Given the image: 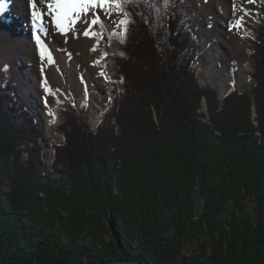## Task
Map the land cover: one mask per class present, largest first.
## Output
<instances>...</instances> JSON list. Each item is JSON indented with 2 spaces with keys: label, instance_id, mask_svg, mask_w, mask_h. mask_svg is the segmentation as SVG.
Masks as SVG:
<instances>
[{
  "label": "trees",
  "instance_id": "trees-1",
  "mask_svg": "<svg viewBox=\"0 0 264 264\" xmlns=\"http://www.w3.org/2000/svg\"><path fill=\"white\" fill-rule=\"evenodd\" d=\"M182 6V0H129L123 6L129 14L126 35L113 36L104 29V64L122 75L123 90L109 88L111 104L94 132L87 124L85 101L80 109L70 105V110H55L52 125L64 137L53 144L57 172L42 176L40 149H29L30 158L24 160L22 146L37 137L39 128L4 73L0 178L5 175L9 182L6 195L13 209L0 213V264H83L80 256L86 252L97 259L94 264H158L154 258L163 255L160 246L184 236V218L194 216L196 197L205 201L201 228H216L214 222L222 214L229 216V230L218 229L229 252L216 251L214 231L206 245L196 243L202 253L205 246L211 253L204 264H234V254L243 261L250 258L242 249L239 254L230 248L231 239L241 241L247 231H252L249 238L264 243V17L249 22L245 38L253 86L229 88L220 109L215 86L202 84L192 67L197 38L186 27ZM203 98L208 114L202 110ZM252 103L258 113L256 126ZM39 191L46 194L49 207L41 218ZM2 195L0 190L1 208ZM251 197L257 200L256 211L248 215L244 206ZM171 207L177 212L170 215ZM103 224L108 243L99 231ZM33 229L42 239L38 247L14 246L18 234L30 240ZM87 229L96 242L81 241ZM144 243L155 245V251L144 254Z\"/></svg>",
  "mask_w": 264,
  "mask_h": 264
},
{
  "label": "rangeland",
  "instance_id": "rangeland-1",
  "mask_svg": "<svg viewBox=\"0 0 264 264\" xmlns=\"http://www.w3.org/2000/svg\"><path fill=\"white\" fill-rule=\"evenodd\" d=\"M184 3V7L182 6L183 13L185 14L187 18V23L186 27L189 28L191 31V35L195 34L196 38L195 41H197L198 49H197V56L192 62V67H194V70L197 74L198 80L203 84V83H211L213 86L216 88V93L218 97V104L221 109L222 105V100L227 92V90L231 87H235L238 89H243V87L250 88L253 86V78H251V72L253 70V61L250 56V48L247 45V42L245 40L247 36V29L249 27V22H258L259 20H262L264 17V0H257L256 1V9L253 10L252 12H249L250 14L244 15V16H233L229 20H227V17H222V20L220 21L217 25V28H225L228 26V24H234V23H239L241 25V31L239 32V46L236 47L235 52L228 51L226 45L223 43H218L216 39L212 36V31L213 29H210L211 26L210 23H214L212 19L208 20V24L206 23V19L203 18V14L206 8L210 7V0H182ZM215 10V9H213ZM99 12L101 13L100 19L104 23V27H94L91 28L90 31L93 33L99 32L102 33L103 36H89L92 41H96V55H95V62L99 61L98 63L94 64L93 70L96 71L97 74L100 75H93L94 80L89 81V80H80L81 85L77 88L74 87V85L71 82L70 79V67L67 66L64 69L60 71L61 73V82H59L58 90H59V97H55V95H51L49 91L45 94L41 95L42 99V109L44 110V113H42L41 107L36 106L34 103H30V101L27 99L25 89L22 87V83H20V80L18 79L17 76V69L13 61L11 60H6L2 63H0V86L3 84L5 81V76L2 72V69L5 68V74L11 79L13 83V87L16 89L15 94L17 95L18 101L21 102V105L27 107L28 110H30L33 113L34 118L36 119L35 123L38 128H39V134H37V137L31 142L30 140L26 141V145L22 146V148H25V151L23 152L22 156L24 160H27L30 158V151L29 149H40V163H41V170H42V176H45L46 174L52 173L54 170L57 172L60 170L56 169L53 167L52 161L54 159V151H53V144L54 143H62L64 141L63 134L58 131L56 128L53 127L52 122H50V125L55 131L54 133L52 132L51 134H48L45 130L46 128V120L50 119L52 121V118L54 120L55 118V110L56 109H62V110H70V105L71 106H76L77 109H80V104L85 101L87 106V124H89V129L90 131L94 132L99 125L98 122V116L103 114V111L105 110V107H108L111 104L112 98L111 95L109 94V88H117L119 90H123V86L121 84L122 82V75L120 73H114L113 66L110 64H104V61L106 57H104L105 53V44L102 42V38L104 37V29L108 31V33H113L116 32L119 36L121 33H124V26L121 28H116L113 23H111L108 19L105 18L103 15V12L101 9H89L87 13V19H91L93 12ZM110 11L113 14V18L116 19L117 21L119 19H127V17H123L122 15H116V9L115 7L111 8ZM5 12H3L1 15H3ZM29 15V14H28ZM243 17V20H242ZM32 18V17H31ZM29 19V21L31 20ZM55 18L54 14H51L50 19L51 21ZM5 22L8 23H13V18H6L5 16ZM46 20V18L44 19ZM46 22V21H45ZM51 23V22H50ZM228 23V24H227ZM88 25L81 23V24H74L70 27V31L72 32V35H76L78 33H81V38H86L82 33L85 28H87ZM220 26V27H219ZM216 28V27H215ZM49 28L46 23L45 29L41 26L40 31L46 35L49 32ZM211 31V32H210ZM188 35V34H187ZM88 37V38H89ZM189 37V35H188ZM136 41L137 36L135 37ZM33 39V37H32ZM78 39H71L70 38H63V43L67 44L70 48H72L71 58L75 57V47L73 46L75 44V41H78ZM105 40V39H104ZM133 42V40H131ZM78 43V42H77ZM218 43V44H217ZM226 49V50H225ZM226 55V57H225ZM214 60V61H213ZM229 60V61H228ZM216 61V65H215ZM136 64L137 62L133 61V64ZM242 63V65L248 64V68L246 70V74L242 75L241 73H238L237 70V64ZM23 65V64H22ZM22 65L18 64L17 67H23ZM132 65V62H131ZM232 66V67H231ZM38 67V66H37ZM213 68L217 71L221 72L222 75H226L229 77V84L223 92V94L219 91V83L218 79L216 76L209 74V71H211ZM104 70H108L109 73L107 76L103 77L101 76V73H103ZM35 73V72H34ZM36 74V73H35ZM95 74V73H94ZM42 71L38 73V76H35L34 79L37 81L41 80L42 82ZM224 76V77H226ZM61 83V85H60ZM117 83V84H116ZM24 84V83H23ZM252 85V86H251ZM43 90H45V87H42ZM61 92V93H60ZM9 93V107H13L15 104L12 101L13 94L12 91L7 92ZM43 93V91H42ZM61 96V97H60ZM39 98V97H38ZM62 98V99H61ZM14 100V98H13ZM54 106V107H53ZM40 109V111H39ZM202 110L208 114V109H207V103L205 98L202 100ZM252 122L256 126L257 125V120L256 117L258 115L256 111L255 104L252 103ZM20 114V111H19ZM54 114V115H53ZM206 121L204 118L203 121ZM116 130H118L116 128ZM257 136L260 137V133L258 131L255 132ZM35 152V150H34ZM2 178H0V190L2 191L3 195L1 198L2 201V206H0V213L3 212H11V209H13L10 205V203L7 201V192L9 190V182L6 183L5 181V175H1ZM1 181H3V185H1ZM64 182H67V179H64ZM67 183L65 187H69ZM47 196L43 192L39 191V197L37 199V202L39 204L38 208L41 207V211L38 212L37 216L40 215V213L47 214L49 211L48 203L46 204ZM193 201L197 205V210L194 212V216L192 219H187L184 218V224H185V230L183 232V237H179L178 235V240L176 241L175 239L173 240V243H170V245H163L160 246L161 248V254H163L160 258L155 257L154 261H156L158 264H187L189 262H193L198 264L202 262L204 264V259L209 258L211 253L208 251V246H205L203 251L205 253H202V250L197 249L196 243L200 241H204L203 244L206 245L209 240H211L209 237L210 235L214 234V238L217 239L219 237L218 233L219 231L223 228L228 229V223H229V216L228 213H224L220 216L219 222H214L216 225V228H213L211 226V231L207 228V225H202L203 228L199 224H201V214L202 210L204 207V198L203 197H196L193 199ZM256 198L251 197V199L245 201V211L248 215L253 214L256 211ZM3 209V210H2ZM170 212L169 214L171 215L172 212H177V210H174L172 207L171 209H168ZM168 212V211H167ZM63 214H67V210H63ZM40 217V216H39ZM187 217V215L185 216ZM256 217V216H255ZM41 218V217H40ZM39 218V219H40ZM116 220V219H115ZM258 220V219H257ZM118 221V220H117ZM189 221V222H188ZM252 221L256 222V218H252ZM105 223V222H103ZM203 224V223H202ZM112 225L115 227L116 224H114V221L112 222ZM105 224H103V228L99 229L100 233L102 236L105 238L106 242L108 243L109 240H111L110 235H106V231L104 228ZM221 226V228H220ZM210 228V227H209ZM215 229V230H214ZM219 229V231H218ZM261 229V228H260ZM33 236L30 238V240H27V238L24 239L23 234H18L17 241H14V246L15 245H22L25 248H30L32 247H38L36 246L39 241H42L40 238V235L37 233V230L33 229ZM176 230L172 228V232ZM209 230V231H208ZM86 231V232H85ZM83 234H80L81 241H85L88 243H94L96 242V239L92 235V232L89 231V229L85 230ZM214 231L212 234L211 232ZM188 232V233H187ZM252 232V231H250ZM250 232L244 233L246 235L244 239L241 241L238 239L233 240L231 239V242H233L232 245H230V248H236L239 250V254L241 253V249L244 252H247V254L250 255L249 260L252 262L247 261L248 259L243 261V257L241 259H238L236 255L232 256L234 257V264H264V243L260 238H249L251 235ZM174 233V232H173ZM191 233V234H190ZM175 234V233H174ZM63 237H66L67 235L65 233L62 234ZM176 236V235H173ZM171 236V237H173ZM207 237V238H206ZM174 238V237H173ZM181 238V239H180ZM192 238V239H191ZM207 239V242L205 241ZM166 240L165 238H160V241ZM224 240L225 237H221L220 239L218 238L219 243H216V251L220 250L222 251L223 254H225L228 250L227 244L224 245ZM81 241L77 242V244L85 245ZM223 242V243H222ZM241 242H244L245 244H242ZM218 244L220 246L218 247ZM252 245V247H251ZM255 245L254 249L253 246ZM142 250L144 251V254H150L155 251V245L153 244H142L141 245ZM137 248V247H136ZM229 248V249H230ZM232 248V249H233ZM40 249H43L40 247ZM86 249V248H85ZM255 251V252H254ZM262 251V252H260ZM205 256V257H204ZM90 254L86 252V255H81L80 258L82 260L83 264H94L95 263V258H90ZM172 257V258H171ZM151 259V258H150ZM258 259V260H257ZM259 259H262L260 262ZM189 261V262H188ZM94 262V263H93ZM209 262V260H208ZM50 264V263H49ZM190 264V263H189Z\"/></svg>",
  "mask_w": 264,
  "mask_h": 264
},
{
  "label": "bare ground",
  "instance_id": "bare-ground-1",
  "mask_svg": "<svg viewBox=\"0 0 264 264\" xmlns=\"http://www.w3.org/2000/svg\"><path fill=\"white\" fill-rule=\"evenodd\" d=\"M210 1V7L205 9L203 18L206 19L207 24L209 22L208 20H215L214 23H210L209 25L211 26L210 29H213L211 30L212 36L218 43L226 45L228 51L235 52L236 47L240 44L238 37L241 31V25H239V23L230 25L227 23L228 26L225 28H217V25L221 23L220 21L222 20L220 16L227 17V20H229L234 15L244 16L247 12L250 14L249 12H252V9H256L257 0H251V2L250 0ZM38 9L44 13L42 23L41 21L31 18L32 15L28 0H10L8 9L3 15L0 14V63L6 60H11L16 63L17 76L20 83H22L23 89H25L27 99L30 103H34L36 106L38 105L41 107V95L45 94L47 90H51L49 91L51 95L59 97L58 84L61 82L60 71L65 67H70V79L75 88L81 85L80 80L87 79L93 81V75L100 74H97L96 71L93 70L97 51L91 50L93 47H96L97 42L92 41L90 37L81 38V33L74 36L70 30H68L66 34L61 33L56 27V21H51V14H48L46 4L44 6L38 4ZM5 16L7 19L12 17L13 23L7 24L4 19ZM30 18L31 20L29 21ZM45 18L46 20H44ZM83 19L84 16H81L75 24L83 23ZM53 20H55V18ZM46 23L50 30L44 35V33L40 31V28L42 26L45 29ZM65 26H68L67 22ZM37 36H39L40 42L37 41ZM70 37L73 40L79 38L73 45L77 46V48L75 47V57L72 58L70 53L73 49L63 43V38ZM18 64H23V67H17ZM247 68L248 64L242 65V63H238L237 74H246ZM41 71L43 73L42 82L39 78L35 81L34 77L38 76V73ZM108 73V70H104L101 76L105 77ZM209 74L217 77L219 91L223 94L230 82L229 77L222 75L221 72H218L215 68L209 71ZM42 87H45V90H43ZM41 110L42 113H44L42 107ZM50 122V119H47L45 123V130L48 134L55 132Z\"/></svg>",
  "mask_w": 264,
  "mask_h": 264
},
{
  "label": "snow or ice",
  "instance_id": "snow-or-ice-1",
  "mask_svg": "<svg viewBox=\"0 0 264 264\" xmlns=\"http://www.w3.org/2000/svg\"><path fill=\"white\" fill-rule=\"evenodd\" d=\"M129 0H28V5L31 11L33 20L43 21V15L38 9V4L44 6L46 4L48 14L55 15L56 27L61 33L66 34L72 25H74L81 16L87 17L89 9H101L103 15L111 23L115 25L116 28H121L124 26V33L126 35V25L129 23L128 19H119L118 21L113 18V14L110 11L111 8L115 7L116 15H122L123 17H128V13L123 11V6L127 4ZM251 2V0H250ZM10 0H0V14L5 12L8 9ZM101 13L93 12L92 18L89 20L87 18L83 19L82 22L88 25L84 29L83 35L85 37L89 36H103L102 33L96 32L93 33L90 31L94 27H104L103 21L100 19ZM67 22V27L65 26ZM113 36H116V32L112 33ZM37 41L40 42L39 36L36 37ZM95 51L96 48L91 49ZM104 57H107L108 53L105 52ZM96 61L94 63H98ZM103 75V73H101ZM51 91V90H49ZM54 115V114H53Z\"/></svg>",
  "mask_w": 264,
  "mask_h": 264
},
{
  "label": "water",
  "instance_id": "water-1",
  "mask_svg": "<svg viewBox=\"0 0 264 264\" xmlns=\"http://www.w3.org/2000/svg\"><path fill=\"white\" fill-rule=\"evenodd\" d=\"M111 264H146V263H143L139 260H131V261L118 260V261L112 262Z\"/></svg>",
  "mask_w": 264,
  "mask_h": 264
}]
</instances>
